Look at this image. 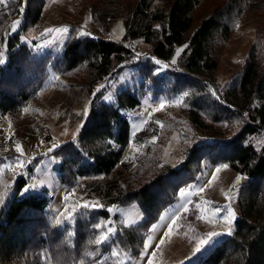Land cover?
<instances>
[{
  "label": "rangeland",
  "instance_id": "obj_1",
  "mask_svg": "<svg viewBox=\"0 0 264 264\" xmlns=\"http://www.w3.org/2000/svg\"><path fill=\"white\" fill-rule=\"evenodd\" d=\"M10 1L12 0H4L0 4L6 5ZM136 1L138 0H21L20 9L23 8L24 11L19 10L20 13L15 16L10 30L6 33V40L2 45L5 62L9 41H16L15 48L20 49L15 53L19 57H22L21 52L23 53L27 47L33 48L38 53L36 56H50L47 75L42 86L35 93L36 100L21 101L18 109L9 117L0 115V141L8 143V150L0 152L2 181L0 194L4 195V203L0 204V208L8 204L14 196L16 180L21 175L30 179V184L26 188L36 181H44L37 187L30 188V191L47 194L49 199L45 217L47 223L51 224L50 228L38 233L35 239L37 240L35 245L44 251L41 261H46L47 264L52 262L49 254L61 235L64 234V239L69 240V249H74V240L78 237L79 219L83 220L89 215H99L97 213L99 209L107 208L110 216L106 221L99 218L98 221L91 222L88 232L96 238L109 227L115 230L109 233L108 241L102 244L110 243L121 231V226L132 228L143 224L147 214L138 202L120 204L109 201L117 198L121 200L124 195L142 185L154 182L168 164L179 167L187 160L194 146L200 148L209 146L205 148L207 151L224 146L249 122L243 117L239 108H235L236 106L225 100V94L240 78L252 45L262 44L264 40V8L245 11L234 22L231 36L226 42L215 41L211 44L210 50L218 61V68L212 73L187 72L180 66L179 60L184 51L180 56H176L175 53L185 44L176 46L171 60L165 61L153 55L151 43L144 42V37L138 39V42L140 48L148 55L146 60L132 62L127 60L122 63L114 61L111 73L100 80L96 81L98 61L93 53L86 54L84 60L78 59L71 69L68 68V60L64 57L66 44L69 40L81 39L84 36L82 33H89L86 36L91 37H111L116 42L123 41L126 34L124 16ZM42 2L44 7L41 19L37 24L30 25L28 5L32 3L35 6ZM163 6L164 0H152L150 8L151 11H155ZM205 6L203 3L197 11L201 13ZM211 12L212 9H209L206 14L209 15ZM109 16L117 17L103 23L102 18ZM202 17H198L199 22ZM17 21L20 23L13 29V24ZM25 23H27L26 27ZM62 27H67L69 31L67 33L44 31L46 28ZM16 32H19L18 38L8 39L9 35ZM158 36L157 31L154 40ZM153 58L161 60L162 64L157 65ZM173 60H176L175 64L172 63ZM41 61L46 65L45 61ZM164 64L168 67H164ZM123 91L136 94L141 99V104L128 112L123 111L128 115L130 138L122 162L113 175L116 179L111 180L118 181L117 188L108 198L103 197V194L96 191L95 186L99 180L100 182L109 180L108 176L78 174L79 176L74 177L67 170V174L64 173L67 183L63 182L59 171L62 162L68 165V171L73 168L77 172L75 164L86 166L92 161L88 151L79 148L78 139L90 117L92 107L116 102L117 95ZM213 91L215 95L212 94ZM184 92H188L189 95L183 97L181 103L176 104L175 101L181 99ZM161 103H164L163 108H160ZM256 103L258 102L254 101L252 107ZM191 112L199 114L200 119L204 121L203 127L199 128L194 124ZM77 128L80 129L79 132L76 131ZM115 139L116 136L106 137L98 146L117 150L120 145ZM251 141L256 147H262L264 130L253 136ZM53 143L58 145L57 148L72 145L70 153L67 151L65 156L64 153L60 155L55 153L57 148H52ZM18 144L22 151H17ZM76 148L80 151L81 158L74 154ZM25 156L34 161L31 165L21 167L20 162L23 163ZM204 157H206L205 161L196 164L190 170L192 174L191 179L186 182L187 185L181 187L192 186L190 191L193 194L190 202L187 197L180 196L179 190L175 199L169 194L162 198L163 205L167 206L156 220L147 225L148 233L143 231V242L135 248V251L125 250L118 244H113L109 252L103 253L101 244L91 249L85 248L84 259L92 264H149L150 260L152 264H190L200 254L209 252L216 244L232 236L236 229V221L241 216L240 190L250 178L247 174L232 168L227 162L207 164V155L204 154ZM220 164H228V168H222L217 172L216 169ZM5 165L10 166L7 167V172H4ZM199 167L201 170L197 172ZM238 176L243 179L237 184ZM201 187L203 191H199ZM65 196H68L67 201L64 199ZM91 201H98L102 207H80ZM229 204L235 212L231 233H228L223 224V216L227 214ZM72 205L76 206L72 219L66 214L61 215L65 213L66 208L71 211L69 206ZM197 205H201L205 209L204 215L209 216L211 211L220 208L219 222L210 224L208 220L203 219ZM185 208L188 210L185 211ZM161 217L163 219H160ZM54 218L60 219L61 223L55 224ZM173 221H175L174 225ZM100 222H103L102 228L93 227ZM153 224L158 227L154 229ZM169 225H173V231L165 236ZM212 230L221 233L216 238V242L209 246L205 245V251L204 248L196 251L198 237H203ZM149 235L153 237L151 242L148 241ZM55 238L56 242L52 243L51 239ZM161 240L165 242L161 244ZM145 243L150 244L147 249L144 248ZM89 252L96 255L90 256ZM78 261L81 264L83 260L79 258Z\"/></svg>",
  "mask_w": 264,
  "mask_h": 264
},
{
  "label": "trees",
  "instance_id": "obj_2",
  "mask_svg": "<svg viewBox=\"0 0 264 264\" xmlns=\"http://www.w3.org/2000/svg\"><path fill=\"white\" fill-rule=\"evenodd\" d=\"M203 3L206 8L200 13L197 10ZM151 4L152 0H138L128 8V14L124 16L126 34L123 41L129 39L138 41L144 37V42L151 43L153 55L165 61L171 60L176 46L187 44L188 47L179 60L180 66L187 72L198 74L205 71L212 73L218 68V61L210 50L211 44L215 41L226 42L233 31L234 22L245 11L264 8V0H164V6L155 11H151ZM21 5V0H12L6 5L0 4V46L5 43L6 33L10 30L15 16L20 13ZM43 7L44 2L35 6L32 3L28 5L30 25L37 24L41 19ZM209 9H212V12L208 15L206 12ZM199 16H203L200 22ZM116 17H104L102 22ZM26 25L27 23L25 27ZM157 31L159 36L154 40ZM18 33L9 35L8 39L18 38ZM123 41L116 42L107 37L86 35L81 39L69 40L64 52L68 68L71 69L78 59L84 60L86 54L93 53L98 61L96 81L100 80L111 73L114 61L125 62L134 54V49L123 45ZM16 45V41L8 42L7 61L0 64L1 116L12 115L21 101L27 102L30 99L35 101L36 90L42 86L47 75L49 55L36 56L38 53L27 47L23 53L21 52L22 57H19L15 52L20 48H15ZM147 58L148 55L138 61ZM41 60L45 61L46 65ZM58 70H61V66ZM16 90L19 92L15 93ZM225 96V100L239 108L241 112L248 111L250 121L224 146L209 151L205 149L209 146L205 148L194 146L187 160L179 167L168 164L154 182L142 185L124 195L121 200L117 198L109 201L120 204L138 202L147 215L143 224L132 228L121 226V231L110 243L101 245V252H109L113 244H118L125 250L135 251L143 242V231H148L147 225L156 220L167 206L163 205L162 198L169 194L175 199L178 190L186 186V182L191 179L192 167L205 161L206 154L207 164L227 162L235 170L247 174L250 179L240 190L241 216L236 221L233 235L216 244L209 252L200 254L190 264H264V145L258 148L251 141L253 136L264 130V40L262 44L252 45L240 78L226 91ZM254 101L258 103L252 107ZM140 104L141 99L136 94L123 91L117 95L116 102L92 107L90 117L78 136L79 148L88 151L92 161L86 166L75 164L77 172L73 168L68 171V165L62 162L59 166L62 181L67 183L66 170L74 177L90 174L108 176L109 180L105 182L99 180L95 187L103 197L111 196L118 185L117 180L114 182L111 180L116 179L113 175L122 162L130 138L128 115L123 111L133 110ZM191 119L197 127L204 126V121L200 119L198 113L191 112ZM114 136L120 145L117 150L98 146L106 137ZM71 147L72 145L60 146L55 153L59 155L64 153L65 156L67 151L70 153ZM73 152L81 158L77 148ZM199 170L200 167L197 172ZM7 171L8 168H5L4 172ZM29 181V177L21 175L16 180L14 196L8 204L0 208V264H47L46 261H41L44 251L35 245V241L37 242L35 239L38 233L50 228L51 224L47 223L45 217L49 199L47 194L31 192L30 188L25 194L24 189L30 184ZM1 186L0 180V188ZM97 213L99 215L79 219L74 249H69V240L64 239V234L58 242L56 238L51 239L52 243L56 242L51 249L52 254H49L52 258L51 264H80L79 258H82L83 262L86 261L85 248L91 249L95 246L88 243L89 239H94L88 232L91 222L98 221L99 218L106 221L110 216L107 208L99 209ZM84 264L92 263L86 261Z\"/></svg>",
  "mask_w": 264,
  "mask_h": 264
},
{
  "label": "snow or ice",
  "instance_id": "obj_3",
  "mask_svg": "<svg viewBox=\"0 0 264 264\" xmlns=\"http://www.w3.org/2000/svg\"><path fill=\"white\" fill-rule=\"evenodd\" d=\"M4 0H0V3H3ZM20 11H24L23 8L20 9ZM20 22L17 21L15 24H13V29L16 28V26L19 24ZM157 27L159 28V25H157ZM46 33H51L53 31H56L57 33H67L69 31V29L67 27H62V28H55V29H52V28H46L44 30ZM89 33H82V35H88ZM43 35V33L41 34ZM2 47V46H0ZM188 47L187 44H185L183 46V48L181 49H178L176 51V56H180L181 52L184 51V49H186ZM4 56H5V53L4 51H0V64H4L5 60H4ZM155 59V58H153ZM155 63L157 65H161L162 64V61L159 60V59H155ZM173 64L176 63V60H173L172 61ZM164 67H168L167 64H164L163 65ZM103 87V85L101 86ZM99 91V89H98ZM213 95H215V92L213 91L212 93ZM189 93L188 92H184L183 93V96L181 97V99L179 100H176L175 103L176 104H179L181 103L183 97H186L188 96ZM164 107V103H161L160 104V108H163ZM159 110V109H158ZM25 111H27V109H25ZM247 115V114H245ZM79 128H77V132H79ZM65 134H66V130H65ZM133 135H135V133H133ZM73 139H75V136H73ZM187 143H191V141H186ZM58 145L56 143H53L52 145V148H57ZM133 148H135V145H133ZM17 151H22L21 149V146L18 144L17 145ZM49 151H52V149H49ZM53 160H55V158L53 157ZM20 166L23 167V163L20 162ZM5 167H10L9 165H5ZM226 169L228 168V164H220L219 167L216 169L217 172L220 171V169ZM13 171H15L13 169ZM215 179V177H213V180ZM243 179V177L241 176H238L236 177V182L237 184ZM44 183V181H36L34 183H32L31 185H29V188H35L37 187L39 184H42ZM7 187V186H6ZM29 188H26L24 191H25V194L28 193L29 191ZM192 186L189 185L188 187L186 188H180L179 191H180V196L181 197H187L188 198V201L190 202V197L191 195L193 194L190 190H191ZM74 191V189H73ZM199 191H203V187H201L199 189ZM65 201L68 200V196H65ZM4 203V195L3 194H0V204H3ZM97 206H100L102 207V205H99V202L98 201H91V202H87L85 204H82L80 205V207H83V208H89V207H97ZM71 208V211H69L67 208L65 209V213H61V215H67V217L69 219H72V213L75 212L76 210V206L75 205H72V206H69ZM197 208L200 209L201 211V215H202V218L203 219H206L208 220V222L211 224V223H218V217H219V214L221 212V209L220 208H216L215 210L211 211V215H204V212H205V209L201 206V205H197ZM188 209L185 208V211H187ZM111 211V209H110ZM160 219H163V217H161ZM235 219V212L233 211L232 207H231V204H229L227 206V214L223 216V224H224V227L227 229L228 233H231L232 232V224H233V221ZM53 222L57 225H59L61 223V220L60 219H57V218H54ZM102 223L103 222H100V223H96L93 225L94 228H102ZM175 224V221H173V225ZM173 225H169L168 227V231L164 234L165 236H168L169 234L172 233L173 231ZM152 227L155 229L158 227V225L156 224H153ZM115 230L111 227H109L106 231H102L100 233V235L94 239H89L88 243L89 244H95V245H101L103 242H107L108 239H109V233H113ZM71 235V234H70ZM221 233L218 232V231H215V230H212V231H208L203 237H198V243L196 245V251H200L201 248H204V251L206 250V247H204L205 245L209 246V245H212L213 243L216 242V238L218 236H220ZM153 239V237L151 235L148 236V241L151 242ZM165 241L164 240H161L160 243L163 244ZM150 246L149 243H145L144 244V248L147 249L148 247ZM98 251V250H97ZM144 255H146V253H142ZM88 255L90 256H94L96 255V253H93V252H89ZM155 255V254H153ZM81 264H84L83 261H81ZM149 264H152V261L150 260L149 261Z\"/></svg>",
  "mask_w": 264,
  "mask_h": 264
},
{
  "label": "built area",
  "instance_id": "obj_4",
  "mask_svg": "<svg viewBox=\"0 0 264 264\" xmlns=\"http://www.w3.org/2000/svg\"><path fill=\"white\" fill-rule=\"evenodd\" d=\"M108 39L112 40L111 37H108ZM123 45L125 46H131L134 49V54L132 55V57L129 59V61H136V60H142L145 59L147 53H145L140 47H139V43L136 39H129V40H125L123 41ZM234 109V106H232ZM236 108V107H235ZM247 114V115H245ZM243 117L247 118L250 121L249 118V112L248 111H243L242 112ZM8 150V143L7 142H3L0 141V152H4ZM34 159L25 156L23 158V165L24 166H28L31 165L33 163ZM146 233H148V231H146Z\"/></svg>",
  "mask_w": 264,
  "mask_h": 264
},
{
  "label": "bare ground",
  "instance_id": "obj_5",
  "mask_svg": "<svg viewBox=\"0 0 264 264\" xmlns=\"http://www.w3.org/2000/svg\"><path fill=\"white\" fill-rule=\"evenodd\" d=\"M10 172V171H9Z\"/></svg>",
  "mask_w": 264,
  "mask_h": 264
},
{
  "label": "crops",
  "instance_id": "obj_6",
  "mask_svg": "<svg viewBox=\"0 0 264 264\" xmlns=\"http://www.w3.org/2000/svg\"><path fill=\"white\" fill-rule=\"evenodd\" d=\"M147 234V233H146Z\"/></svg>",
  "mask_w": 264,
  "mask_h": 264
}]
</instances>
